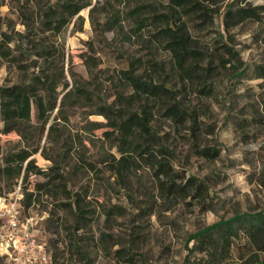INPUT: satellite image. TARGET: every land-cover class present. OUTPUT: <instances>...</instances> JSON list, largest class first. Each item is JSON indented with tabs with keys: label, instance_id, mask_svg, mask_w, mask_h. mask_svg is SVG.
<instances>
[{
	"label": "rangeland",
	"instance_id": "1",
	"mask_svg": "<svg viewBox=\"0 0 264 264\" xmlns=\"http://www.w3.org/2000/svg\"><path fill=\"white\" fill-rule=\"evenodd\" d=\"M231 1L217 2L211 21L191 29L194 45L204 50L202 65L224 64L214 79L208 80L212 86L198 91L195 83L189 82L185 89H177L178 98L193 110L195 125L191 127L187 122L176 126L163 114L154 113L153 124L161 142L154 145V153L158 158H168L178 174V182L188 176L204 182L206 190L201 196L176 201L171 208L164 209L150 165L141 160L124 177L111 173L108 164L113 159L109 154L117 159L119 153L105 141L104 128H95L105 120L95 112L96 103L66 109L68 121L56 122L61 144L47 132L55 112L42 135L40 128H31L25 142L33 146L39 143L32 158L45 174H31L26 180L18 177L10 188L3 189L0 197L21 194L20 221H28L37 241L43 244L48 256L45 264H81V251L93 264H182L187 252L185 244L199 228L235 213L264 207V13L259 21L246 20L226 27L224 17ZM233 1L238 6L264 7V0ZM23 3L24 0H0V50L4 51H0V85L25 79L27 73L17 66L31 65L30 59L34 58L28 40L21 35L35 18L36 2L28 0L27 11L21 12ZM79 14L83 18L82 30L75 31L72 22L59 36L65 67L71 65L90 80V89L113 101L111 79L118 64L115 49L108 44L112 33L92 31L88 8ZM88 40L94 50L88 53L102 62L92 70L94 76L80 55L87 50ZM135 49L136 45L129 48L133 53ZM10 56L16 63L10 61ZM65 76L72 83L67 71ZM31 120L35 122L34 109ZM2 127L0 120V130ZM17 142L15 133L0 132V165L2 155ZM160 144L170 153H160ZM194 145L214 148L217 155L212 159L198 156ZM42 148L47 156L41 153ZM79 155L92 165L77 166ZM54 162L64 169L63 180L74 195H56L48 190L53 189L45 182L47 175L52 176L48 169ZM34 181L41 183L40 189L32 185ZM76 194L84 198L91 211L88 219L83 220L87 224L77 231L75 227L81 225L79 218L69 208L56 204L58 200L72 202ZM5 233L6 220L0 214V264H24L23 258L15 261L5 254L10 251L1 241ZM76 244L79 249L74 247ZM191 244L190 241L188 245ZM118 249L126 257H118Z\"/></svg>",
	"mask_w": 264,
	"mask_h": 264
},
{
	"label": "trees",
	"instance_id": "2",
	"mask_svg": "<svg viewBox=\"0 0 264 264\" xmlns=\"http://www.w3.org/2000/svg\"><path fill=\"white\" fill-rule=\"evenodd\" d=\"M34 1L35 18L32 17V24H27L26 31L21 35V38L28 40L34 58L30 59L31 65L17 66L27 76L10 85H0V120L3 122L0 132L6 135L15 133L18 140L2 155L0 194L20 176L26 180L31 174L44 173L32 158L40 148L39 143L33 146L25 142L31 128H40L42 135L55 112L54 122L49 123L47 132L53 141L61 144L56 122L68 121L66 109L96 103L95 112L105 120L97 123L95 128H104L102 135L105 141L116 147L119 153L117 159L109 154L113 159L108 164L111 173L124 177L141 160L150 165L154 169L164 209L171 208L176 201L201 196L206 190L204 182L193 176H188L182 183L178 182V174L172 169L168 158H158L154 153V145L161 142L153 121L157 112L176 126L187 122L191 123V127L195 125L193 110L178 98L177 89H185L190 82L195 83L196 90L202 91L212 86L208 80H213L218 68L224 66L221 59L220 66L211 63L202 65L204 50L194 45L191 33L194 26L211 21L213 6L221 0ZM27 3L28 0H24L21 12L27 11ZM86 8L92 31L112 33L108 44L115 49L118 64L111 79L113 101L90 89V80L73 70L71 65L65 67L60 33L72 22L75 31L82 30L83 18L79 13ZM263 13L264 7L261 5L238 6L232 0L225 12L224 22L229 27L246 20L259 21ZM134 45L136 49L133 53L129 48ZM85 46L87 50L81 51V60L94 76L92 70L102 62L99 57L88 53L94 52L91 40L86 41ZM0 51L4 52L2 49ZM234 55L232 51L231 56ZM8 58L16 63L13 57ZM65 71L72 78L70 84L65 80ZM177 85L180 88H176ZM60 87L61 91L58 90ZM32 109L34 123L31 120ZM78 142H81L80 139ZM159 151L170 153L161 144ZM193 151L207 159L217 155L214 148L198 145H194ZM41 153H44V148ZM78 157L77 166L92 165L81 155ZM48 170L52 171V176L47 175L45 185L53 187L48 190H53L52 193L56 195H74L71 189H67L63 180L64 169L60 164L54 162ZM32 185L36 189L41 188L39 182L34 181ZM71 199L72 202L58 200L56 204L69 208L75 218H79L81 225L75 227L77 231L87 224L83 220L88 219L91 211L84 198L76 194ZM192 235L185 244L187 252L182 264H264V207L222 218L194 238ZM190 241L191 246L188 245ZM74 247L79 249L80 245ZM116 253L118 257H126L121 249ZM79 260L81 264H93L83 251Z\"/></svg>",
	"mask_w": 264,
	"mask_h": 264
},
{
	"label": "built area",
	"instance_id": "3",
	"mask_svg": "<svg viewBox=\"0 0 264 264\" xmlns=\"http://www.w3.org/2000/svg\"><path fill=\"white\" fill-rule=\"evenodd\" d=\"M21 198V194L17 193L9 198L0 197V214L6 220V233L1 241L10 249L5 254L15 261L23 258L24 264H45L48 256L43 244L37 241L34 229L30 228L31 224L20 221Z\"/></svg>",
	"mask_w": 264,
	"mask_h": 264
},
{
	"label": "water",
	"instance_id": "4",
	"mask_svg": "<svg viewBox=\"0 0 264 264\" xmlns=\"http://www.w3.org/2000/svg\"><path fill=\"white\" fill-rule=\"evenodd\" d=\"M214 225V223L213 224H210V225H207V226H205L204 228H202L201 230H199L198 232H196V233H194L193 235H192V238H194L198 233H201V232H203V231H206L207 229H209V228H211L212 226Z\"/></svg>",
	"mask_w": 264,
	"mask_h": 264
}]
</instances>
